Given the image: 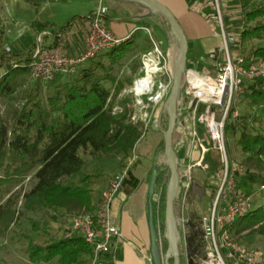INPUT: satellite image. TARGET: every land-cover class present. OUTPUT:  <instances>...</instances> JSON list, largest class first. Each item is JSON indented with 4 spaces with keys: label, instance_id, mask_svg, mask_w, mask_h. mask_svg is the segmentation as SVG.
I'll return each instance as SVG.
<instances>
[{
    "label": "trees",
    "instance_id": "trees-1",
    "mask_svg": "<svg viewBox=\"0 0 264 264\" xmlns=\"http://www.w3.org/2000/svg\"><path fill=\"white\" fill-rule=\"evenodd\" d=\"M240 16L241 51L264 60V45L252 46L249 52L244 48L253 39L264 38V0H240ZM71 24L72 21L60 31ZM57 42L53 47L59 46ZM133 46V41L126 39L121 45L78 64L75 72L56 74L52 80L45 81L47 88H51L46 100L31 94L21 108L15 110L10 127L0 119V237H7L22 216H27L31 230L40 234L48 231L47 216L57 222L63 215L72 217L97 212L106 188L96 198L93 185L101 171H87V156L119 158L122 171L146 132L143 123L132 120L133 109L128 107L131 97L118 98L131 80L120 78L115 68L128 57ZM151 47L146 43V50ZM35 52L34 46L26 53L14 54L0 45V70H3L0 97L19 99L14 96L21 84L18 78L28 73L32 76L30 63ZM243 98L249 110L235 118V108H232L225 129L233 137L239 133L236 143L248 155L247 160L256 163V167L242 177L247 185L243 191L254 198L257 190L249 189L250 185L264 187V120L260 109V104L264 103V77L247 86ZM117 106L122 110H115ZM256 112H260L261 118L256 117ZM157 150L155 155L164 154V138ZM210 158L211 178L217 179L224 168L221 154L213 150ZM165 164L156 165L161 168L156 196L169 178L165 175L169 172ZM165 198L166 190H163L160 204L155 200V218L164 249L167 247ZM20 201L21 206H18ZM65 225L61 236H51L44 243L26 235L31 262L89 263L92 245L79 234L65 237ZM232 231L234 235L247 232L264 236V200L257 206L254 200L251 210L233 223Z\"/></svg>",
    "mask_w": 264,
    "mask_h": 264
},
{
    "label": "built area",
    "instance_id": "built-area-1",
    "mask_svg": "<svg viewBox=\"0 0 264 264\" xmlns=\"http://www.w3.org/2000/svg\"><path fill=\"white\" fill-rule=\"evenodd\" d=\"M209 1L215 9L211 18L215 21L222 38L221 49L224 58L222 61H217L215 76L196 69L187 71L185 94L190 100L182 99L179 104V116L183 115L181 123L188 120L194 138L195 147L191 149L189 155L195 158L191 169L207 160L209 165L205 163V167L213 166L210 160L213 150L220 152L221 160L224 162L226 119L232 108H235L233 116L235 118L239 116L238 106L245 95L247 83H253L258 78L264 77V60L254 55H245L241 51L240 44L238 51H234L236 38L224 23L223 0ZM107 12L108 7L101 5L88 17L86 46L77 55L47 48L43 45V38L50 33L40 32L37 36L39 46L30 63L32 76L49 81L56 74L75 72L78 64L121 45L126 38L118 37L107 27L105 19ZM145 29L150 35L153 48L142 54V74L134 80L132 91L137 97L138 104L142 106L151 104L162 108L172 81L169 60L151 30ZM61 33L62 31L59 30L57 35ZM6 49L10 51L9 47ZM260 109L264 120V103L260 104ZM199 128L205 135L203 138L198 131ZM194 151L197 158L193 154ZM135 160L137 156L134 154L128 159L125 168L110 181L103 191L95 214L90 212L74 215L65 225V237L79 234L92 245L93 253L88 264H113L114 243L122 234L113 221L112 205ZM242 170L245 168L235 163L229 165L227 162L224 165L222 172L218 174L222 176L221 187L208 213L192 218L182 210L180 217L177 216L180 244L183 242L184 247L188 245L184 226L186 222L194 221L199 224L203 232L206 245L199 264H260L262 261L260 255L238 241L232 231V225L237 218L251 210L254 205L253 196L238 189L237 177ZM180 186L189 188L181 183ZM149 259L152 263L151 255ZM186 264H189V260Z\"/></svg>",
    "mask_w": 264,
    "mask_h": 264
},
{
    "label": "rangeland",
    "instance_id": "rangeland-1",
    "mask_svg": "<svg viewBox=\"0 0 264 264\" xmlns=\"http://www.w3.org/2000/svg\"><path fill=\"white\" fill-rule=\"evenodd\" d=\"M80 5L81 4H79L77 0H68L67 2L64 0H56L50 2L47 5L44 4L42 6H35L34 4L27 2L26 0H0L1 48L3 46H6L9 48H13L14 51H20L19 47H20V43H22L24 44L23 46L24 48L22 49L25 52H27L31 47L34 46V44H37V46H39L37 38L36 40L34 38L35 29L44 28V30L50 32L52 30L59 31L61 27L67 26L70 21H72V24L68 28L70 27L74 28L72 26L74 22L77 25L76 23L77 19L73 20L75 13L74 11H77L76 8H78ZM232 9H234V7ZM82 12L84 14H80V15H85V16L89 15L88 14L89 11L84 12V10H82ZM223 16H224V23L226 27H228V31L236 38L235 52H237L238 45L241 44V40H240L241 31L239 28L240 21L239 19L238 20L235 19L236 22L232 26L234 30L231 27L230 30L229 29V26H231L230 20L227 19L225 7L223 10ZM237 16H238L237 13H234V17ZM35 23L39 28H36L34 26ZM40 26L43 28H40ZM61 40L63 41V39ZM7 44L8 45L11 44L12 47L8 46ZM61 44L59 46H55V47L52 46L47 48L59 49L62 51L63 49H61L62 46ZM148 44L150 46V43ZM255 45H264V38L262 39L255 38L247 45L245 44L244 48L247 52H249L251 47ZM143 49L144 47L140 49L139 47L133 46V49L128 55V57L120 65L116 66L115 74H117L120 78H126L131 80V82L126 85L125 89L122 91V93L119 95L118 98L121 99L125 96L131 97V102L128 104V107L133 109L132 120L134 122L140 121L141 123H143L142 127L144 131H150L151 126L154 122H155L154 123L155 127L161 129L162 137L159 141H157L155 146L156 148L151 146V151H153V149L154 150L156 149L157 152L158 151L157 149L161 144L162 139L164 138L165 130L167 129L168 111L165 108L163 109L159 107L157 108L156 106L154 107V105L151 104L150 105L146 104L143 106L138 104L137 97L135 96V93L132 91V88L134 86V80L140 76L139 73H140V69L142 68L141 57L143 52H145L143 51ZM173 58L174 56L170 55V59H171L170 64L172 66V67L170 66L171 79L173 77V71L176 65L175 64L176 62H174ZM2 71L3 70H0V75ZM18 82H21V84L17 88L16 93L14 94V96H18L19 98L18 100H11L8 98L0 97V119H3L9 127L11 126V123L13 121V115L15 110L20 109L21 106L30 98L31 94H37L40 98L46 100L51 92V88L50 87L47 88V83L45 81L36 80L29 73L19 77ZM250 84L252 83L248 82L247 86H250ZM115 110L121 111L122 108L120 106H117ZM238 110L240 113H244L245 111L249 110L248 105L245 102L244 98L242 99V102L239 104ZM255 115L256 117L261 118L260 112H256ZM182 117L183 115L179 116V118L177 119V127H179L178 126L179 123L181 124ZM198 131L201 137L203 138L205 135L202 129L199 128ZM238 137H239V133L236 135V137H233L226 132V137H225L226 153L223 154V161H224L223 163L224 165H226L227 162L229 165L235 163L245 168V170L239 172V175L237 177L238 182L240 184V189L245 190V187L247 185L245 184V180L242 177L250 170V168H255L256 163L254 161L249 162L247 160L248 155L244 153L241 150L240 146H238V144L236 143V138ZM174 146H176L177 149V154L179 159V170L183 179L184 176L182 174L183 173L182 169L184 165H187V163L189 164V161L183 159L181 156L183 144L181 143L178 134H175L174 136ZM194 147L195 144L191 143L190 151ZM134 154L137 156V160H135V162L132 164L130 169L135 168L140 163V159L136 151H134L133 155ZM193 154L197 158L195 151L193 152ZM191 159L192 161H194L195 158L190 157L189 160ZM87 160L89 162V167L87 169L89 173H96L101 171V175L98 178H96L93 185L94 194L96 198H98L101 192L108 186L113 176L121 171L122 166L119 163V158L115 159L111 155L109 156L102 155L100 157L87 156ZM208 162H209L208 160L205 161V163L207 164ZM127 163L128 160L125 161L124 165L126 166ZM162 163L167 164L166 157L163 154L161 156L159 154L158 155L154 154V163L152 170L157 164H159V166L161 165L162 167ZM205 163H202V165L198 164L194 168H192V178L196 180L197 182L196 185L197 184L199 185L200 181L198 180L197 177L201 175V179L204 181L201 183V187L204 189L205 194L210 196L211 203H213L220 190L222 183V176L221 177L218 176L217 179L211 178L212 166L210 168L209 167L206 168ZM152 170H149L147 177H145L144 181L146 183L149 180L150 177L149 174H151L150 171L152 172ZM222 170L220 171V173L222 172ZM263 173H264V168H263ZM165 175L168 176L169 172L166 171ZM167 181H166V185L160 187L157 193L156 199L159 202V204L162 201L163 190H166ZM29 185L30 182L27 181V186ZM196 185L195 183H192L190 188H185L181 186L178 188L177 200H176V211H177L176 213L178 217H180L181 215L180 213L182 210L186 211L187 215L192 218L202 214L199 213V210L197 208V200L200 196L199 195L200 190L197 189ZM194 188H196L197 190L194 191ZM254 188L257 190L254 193L255 206H257L264 200V187L259 184L250 185L249 187V189H254ZM18 206H21V201L19 202ZM164 206H165V200H164ZM208 211H210V209ZM34 218L37 217L35 216ZM39 218L40 215L38 216V219ZM42 218L45 219V217L43 216ZM70 218L71 216L69 215H63L62 217L59 218V221L56 222L51 220L50 216H47L46 220L49 221L50 224L49 227L47 228L48 231L40 234H37L36 232L31 230V224L27 216H22L18 218V220L12 227L9 235L7 237H0V264H55L54 261L50 263L31 262L27 254L28 239L26 238V235H29L30 238H32L34 241L38 243H44L50 240L51 236H61L63 231V229L61 228L64 227V225L69 221ZM235 236L237 237V240L240 241L242 244H244L249 250L257 252L262 260L260 264H264L263 235L260 234L249 235L247 234V232H243ZM163 251H165L164 248Z\"/></svg>",
    "mask_w": 264,
    "mask_h": 264
},
{
    "label": "crops",
    "instance_id": "crops-1",
    "mask_svg": "<svg viewBox=\"0 0 264 264\" xmlns=\"http://www.w3.org/2000/svg\"><path fill=\"white\" fill-rule=\"evenodd\" d=\"M26 1L34 4L35 6H42L56 0ZM64 1L67 2L68 0ZM160 1L165 3L172 10L187 34L189 41V67L195 68L202 73L216 75L217 61H222L224 54L221 49L222 38L216 27L215 21L211 18L215 13V9L210 1ZM77 2L81 4L78 8H76L77 11H74L73 20L77 19V25L74 22L72 25L74 28L70 27L71 29H65L59 35H57L54 30L51 32L48 31L50 34L44 37V46L52 47L58 40L57 43L59 45L62 43L61 49L65 52L72 55L81 53L86 46L87 19L99 6L104 5L108 7V12L105 18L106 25L118 37L131 39L134 47L136 46L140 49L144 47L143 51H147L153 48L150 35L145 29L149 28L154 34L158 44L167 55L169 65L171 66L170 55L174 56V62L177 63L180 48L176 45L177 42L171 32L170 25L167 19L160 12L154 11L151 6L124 0H77ZM223 3L227 19L230 20L231 26H229V29L231 30L233 24L236 22L235 19H239V21L241 19L240 0H223ZM233 7L234 9H232ZM82 10H84V12L89 11V15H80L84 14ZM234 13H237L238 16L234 17ZM239 24L238 25L241 31V21ZM34 26L39 28L36 23ZM40 28L43 27L40 26ZM43 31L46 30H44V28L35 29V40L38 34ZM61 39H63V41ZM146 43H150L152 47L146 50ZM8 46L12 47L11 44ZM23 46L24 44L20 43V51H14L13 48H10L11 52L14 54L26 53L22 49L24 48ZM34 46L36 51L38 46L37 44H34ZM233 49L235 51V46ZM139 74H142L141 69ZM164 104L162 109L164 108ZM154 123L152 124L150 131H146L136 145L135 151L140 159V163L135 168L128 171L122 182V186L113 201L112 218L121 230L122 234L121 237L114 243L112 253L113 264H152L149 259V231L146 219V195L148 181L146 183L144 180L145 177H147L149 170L152 169L154 163V154L156 149L151 151V146L155 147L157 141H159L162 137L161 129L155 127ZM175 134H178L179 139L183 144L181 153L182 158L189 161V164L187 163V165H184L182 169L184 177L180 183L185 186H188V184L191 186L193 178L191 176L192 169L190 166L193 163L192 159L189 160V138L183 137L177 128ZM197 178L200 181L199 187L201 188V183L204 181L201 179V175ZM199 195L200 196L197 200L199 213H208L212 204L211 198L206 194L200 193ZM187 231L191 237H195L197 234L196 231H190L189 229Z\"/></svg>",
    "mask_w": 264,
    "mask_h": 264
},
{
    "label": "water",
    "instance_id": "water-1",
    "mask_svg": "<svg viewBox=\"0 0 264 264\" xmlns=\"http://www.w3.org/2000/svg\"><path fill=\"white\" fill-rule=\"evenodd\" d=\"M129 2L143 3L151 6L154 11L160 12L168 21L171 32L180 48L179 61L175 65L171 87L168 97L165 101L164 108L168 111V124L164 134V156L169 167V178L166 186L165 198V236L167 238V247L163 251L161 245L160 229L155 218V200H156V184L161 173V168L155 166L150 174L146 195V219L149 231V251L152 264H181L180 250V233L177 220L176 200L177 191L180 187L182 175L179 170V159L177 149L174 146V132L179 118V104L184 99H190L185 94V85L187 80V71L190 68L188 63L189 41L187 34L180 24L178 18L172 10L160 0H124ZM196 185V180L193 179ZM200 193L205 194L204 189L199 187ZM194 188V191L197 190ZM199 193V194H200ZM186 238L190 239L191 235L187 231H196V236L200 237L202 230L199 224L194 221L185 223ZM204 253V252H203ZM190 256L189 264L196 263L192 258V252L188 251Z\"/></svg>",
    "mask_w": 264,
    "mask_h": 264
},
{
    "label": "flooded vegetation",
    "instance_id": "flooded-vegetation-1",
    "mask_svg": "<svg viewBox=\"0 0 264 264\" xmlns=\"http://www.w3.org/2000/svg\"><path fill=\"white\" fill-rule=\"evenodd\" d=\"M188 245L184 247V243L182 242L180 245L181 250V264H186L188 260L190 259V256L188 254V251L192 252V258L196 263H200V259L203 256V252L205 249V239L203 236V233H201L200 237L197 238H190L187 241Z\"/></svg>",
    "mask_w": 264,
    "mask_h": 264
},
{
    "label": "bare ground",
    "instance_id": "bare-ground-1",
    "mask_svg": "<svg viewBox=\"0 0 264 264\" xmlns=\"http://www.w3.org/2000/svg\"><path fill=\"white\" fill-rule=\"evenodd\" d=\"M178 61H179V58H178ZM178 61H177V63H178ZM176 63V64H177ZM189 69H195V68H189ZM178 126L179 127H177V130L181 133V135L183 136V137H185V138H189V143L191 144V143H194V138H193V136H192V134H191V131H190V129H189V122H188V120L186 119V121L185 122H183V123H179L178 124ZM175 131H176V129H175ZM174 135H175V132H174ZM191 166H192V164H191ZM191 166H190V168H191ZM190 185L188 184V186L187 187H189Z\"/></svg>",
    "mask_w": 264,
    "mask_h": 264
}]
</instances>
